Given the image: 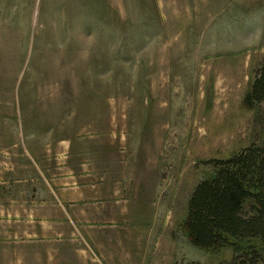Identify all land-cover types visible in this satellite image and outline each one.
<instances>
[{"label": "rangeland", "instance_id": "1", "mask_svg": "<svg viewBox=\"0 0 264 264\" xmlns=\"http://www.w3.org/2000/svg\"><path fill=\"white\" fill-rule=\"evenodd\" d=\"M263 64L264 0H0V145L115 134L154 198L116 264H231L184 224L212 161L264 144V101L245 102Z\"/></svg>", "mask_w": 264, "mask_h": 264}, {"label": "crops", "instance_id": "2", "mask_svg": "<svg viewBox=\"0 0 264 264\" xmlns=\"http://www.w3.org/2000/svg\"><path fill=\"white\" fill-rule=\"evenodd\" d=\"M58 128L0 145V264H116L154 219L115 134Z\"/></svg>", "mask_w": 264, "mask_h": 264}, {"label": "trees", "instance_id": "3", "mask_svg": "<svg viewBox=\"0 0 264 264\" xmlns=\"http://www.w3.org/2000/svg\"><path fill=\"white\" fill-rule=\"evenodd\" d=\"M262 101L264 64L245 98L249 106ZM212 162L215 174L196 186L184 229L203 249L231 246V264H259L264 252V144Z\"/></svg>", "mask_w": 264, "mask_h": 264}]
</instances>
